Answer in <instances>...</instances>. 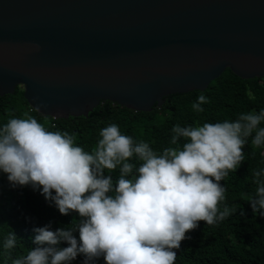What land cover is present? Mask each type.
<instances>
[{"label":"clouds","instance_id":"clouds-1","mask_svg":"<svg viewBox=\"0 0 264 264\" xmlns=\"http://www.w3.org/2000/svg\"><path fill=\"white\" fill-rule=\"evenodd\" d=\"M207 103L201 94L192 110L202 113ZM262 122L264 109L240 113L234 121L176 124L170 141L175 147L158 154L114 123L100 130L101 139L88 152L67 131H49L31 116L9 119L0 126V172L13 187L42 188L62 215L75 212L79 220L55 231L51 222L34 228L35 246L14 259L17 236L11 231L4 255L11 264H71L80 255L82 264L100 257L105 264H175L176 250L200 221L214 225L236 211L227 205L221 210L225 187L219 182L245 160L249 137L255 148L264 147ZM253 176L258 187L249 203L264 216V169Z\"/></svg>","mask_w":264,"mask_h":264},{"label":"water","instance_id":"water-1","mask_svg":"<svg viewBox=\"0 0 264 264\" xmlns=\"http://www.w3.org/2000/svg\"><path fill=\"white\" fill-rule=\"evenodd\" d=\"M225 69L264 76V0H0V97L42 116L150 112Z\"/></svg>","mask_w":264,"mask_h":264},{"label":"trees","instance_id":"trees-1","mask_svg":"<svg viewBox=\"0 0 264 264\" xmlns=\"http://www.w3.org/2000/svg\"><path fill=\"white\" fill-rule=\"evenodd\" d=\"M201 94L209 98V103L201 105L204 112L196 113L191 105ZM163 100L161 107L150 112H134L110 101H101L87 117L53 119L33 110L18 86L13 94L0 97V126L11 118L31 116L49 131L74 134L75 143L92 152L101 139L100 130L114 123L122 134L133 137L136 143L147 142L159 154L167 147H175L170 141L173 135L171 129L176 124L186 127L202 126L206 122L234 121L240 113L264 109V76L241 79L225 69L204 90L172 94ZM260 127H264V122ZM251 140L252 137H249L243 148L245 160L235 172H230L219 182L225 187L221 210L227 205L235 207L236 211L214 225L200 221L176 250L175 264H264V216L253 213L249 203L258 187L253 182V172L264 169V147L255 148ZM184 142L181 139L178 143L182 145ZM118 175V170L112 174L114 181ZM41 192L42 188L33 189L31 185L13 187L7 174L0 172V264H11L3 249L9 232L13 231L17 236V246L12 250L14 259L35 246L34 228L51 222L55 231L78 222L77 213L62 215ZM75 235L79 237L78 232ZM60 246L67 245L62 243ZM83 260L80 255L71 264H82ZM95 264H105L103 257L98 258Z\"/></svg>","mask_w":264,"mask_h":264}]
</instances>
